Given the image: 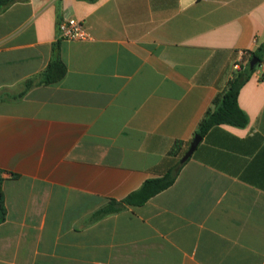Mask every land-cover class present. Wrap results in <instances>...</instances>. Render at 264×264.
Masks as SVG:
<instances>
[{
  "label": "crops",
  "instance_id": "0c3cea01",
  "mask_svg": "<svg viewBox=\"0 0 264 264\" xmlns=\"http://www.w3.org/2000/svg\"><path fill=\"white\" fill-rule=\"evenodd\" d=\"M69 18L88 40L60 39ZM262 45L264 0L2 9L0 264H264V62L238 96L246 126L208 131L142 206L95 215L180 162ZM55 61L61 79L25 88Z\"/></svg>",
  "mask_w": 264,
  "mask_h": 264
},
{
  "label": "trees",
  "instance_id": "16d2710c",
  "mask_svg": "<svg viewBox=\"0 0 264 264\" xmlns=\"http://www.w3.org/2000/svg\"><path fill=\"white\" fill-rule=\"evenodd\" d=\"M17 1L18 0H0V11ZM254 56H257L260 59V63L258 66L263 64L264 45H262L258 49V51L251 54L250 60ZM256 68L255 70L250 71L248 62L246 65L241 66L236 71L235 79L233 80L229 90L220 101L217 109L213 113H211L208 118L205 119L199 131L197 132V135H200L202 137L211 129L218 127L222 124H229L239 127L246 126L248 120L245 113L240 109L238 105V96L241 88L251 78L253 73L256 71ZM64 74V65L59 61H55L50 64L48 69L43 73L39 83H36L33 80H29L27 81L25 88H29L35 84L41 85L54 83L57 80L61 79ZM182 167L183 164H180L179 160L175 163H172L171 166L168 167V169L164 172L161 177L147 180L138 191L133 192L124 200H110L105 207H103L95 214L96 218L110 215L113 213H118L124 210L127 206H142L157 194L170 188L176 182ZM2 184L3 178L0 176V197L3 209Z\"/></svg>",
  "mask_w": 264,
  "mask_h": 264
},
{
  "label": "built area",
  "instance_id": "2783aa9c",
  "mask_svg": "<svg viewBox=\"0 0 264 264\" xmlns=\"http://www.w3.org/2000/svg\"><path fill=\"white\" fill-rule=\"evenodd\" d=\"M60 39L66 41H85L90 38L89 34L86 32L82 21L77 18H69L63 21L59 28ZM236 66L237 69L240 68V63Z\"/></svg>",
  "mask_w": 264,
  "mask_h": 264
},
{
  "label": "water",
  "instance_id": "95a60500",
  "mask_svg": "<svg viewBox=\"0 0 264 264\" xmlns=\"http://www.w3.org/2000/svg\"><path fill=\"white\" fill-rule=\"evenodd\" d=\"M259 63H260V59L257 56L252 57L251 60L249 61V70L250 71L255 70V68L259 65ZM201 141H202V137L200 135H196L188 151L180 160V164H184L192 157V155L194 154L195 150L197 149ZM3 218H4V211L2 209L1 197H0V220H2Z\"/></svg>",
  "mask_w": 264,
  "mask_h": 264
},
{
  "label": "rangeland",
  "instance_id": "374dc122",
  "mask_svg": "<svg viewBox=\"0 0 264 264\" xmlns=\"http://www.w3.org/2000/svg\"><path fill=\"white\" fill-rule=\"evenodd\" d=\"M257 68H260V66H258Z\"/></svg>",
  "mask_w": 264,
  "mask_h": 264
}]
</instances>
